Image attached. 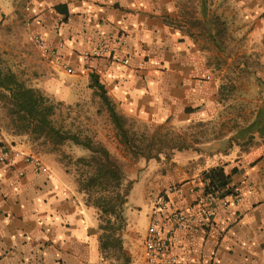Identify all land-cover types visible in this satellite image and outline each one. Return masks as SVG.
<instances>
[{
    "label": "crops",
    "instance_id": "obj_1",
    "mask_svg": "<svg viewBox=\"0 0 264 264\" xmlns=\"http://www.w3.org/2000/svg\"><path fill=\"white\" fill-rule=\"evenodd\" d=\"M222 1L229 5L223 8L225 14L228 7L232 10V15L222 20H234V34L246 36L244 43L235 42L234 49L249 51L251 67L263 69L257 76L251 73L250 86L246 83L236 90L238 96L229 97L220 79L204 81L212 72L210 44L205 47L193 29H185L175 0H0V51L17 52L11 53L9 60L11 72L19 80L31 78L39 84L38 89L68 103H76L87 90L92 91L91 75H96L117 112L126 117L128 129L130 121L176 128L205 124L210 142L200 136L204 131L201 128H191L194 132L187 140L203 139L204 146H220L230 139V106L226 100H249L251 96L259 106L245 110L250 119L234 129L240 139L236 144L244 146L248 129L264 111V87H259V82L264 83V0ZM204 8L207 16L206 5ZM8 30L12 31L10 35ZM36 34L49 47L61 46L63 62L74 74H68L38 50ZM102 42H117L119 55L130 58L131 63L125 66L109 57H86ZM237 65L246 67L243 61ZM217 118L218 128L211 129V122ZM3 133L9 146L36 156L48 166L46 156L36 155L26 138ZM100 140L107 146L106 139ZM191 144L184 142L182 146ZM232 151L228 162L219 166L232 175L231 187L243 201L238 206L218 204L217 215L208 228L191 225L181 234L174 252L182 264H264V137L255 134L248 149ZM196 152L173 151L169 161L178 172L159 183L158 195L181 183L178 178L187 171L191 178L185 180L198 178L201 185L202 173L211 168L193 173V169L181 170L178 166L194 160L191 155ZM200 154L204 157L211 153ZM169 197L176 209H190L197 201L196 195L188 193H172ZM91 207L66 171H39L23 160L13 167L0 165V264H108V254L101 249L100 221L97 224L88 216ZM146 235L142 254L124 250L115 264H124L125 259L131 260L130 264H146Z\"/></svg>",
    "mask_w": 264,
    "mask_h": 264
},
{
    "label": "rangeland",
    "instance_id": "obj_2",
    "mask_svg": "<svg viewBox=\"0 0 264 264\" xmlns=\"http://www.w3.org/2000/svg\"><path fill=\"white\" fill-rule=\"evenodd\" d=\"M175 1L179 8L180 17H182L181 19L185 23V29H193L196 33L197 40L200 42H205V47L207 46L206 43L210 44L208 46V51L210 56V68H212V72L209 75L213 80H216V82H218L220 79V82L225 84L223 86L225 87L224 92L226 94L230 92L229 97L232 94L238 96L239 93H236V90H241L246 83V86H250L251 73L254 76L256 73H258V71L263 70L258 67H251L250 58H252V55L249 51H238L234 49L235 42L244 43L246 36L241 37V35L236 36L234 34V20H227L228 23L224 21L226 23L225 26L227 31L225 36L221 37L219 40V46H222L218 47V45H216L211 40V38L207 37V31L203 29L201 25H198L203 17L210 19L216 16L220 18H224V16H231L232 10H230V7H228L226 14L223 12V8L229 6L228 2H224L222 0H207L205 3L207 8V16H203V0ZM204 30L206 32H204ZM11 32V30H8V35H10ZM223 47L226 48L224 51ZM11 53L12 55H15L17 52L9 51L4 53L0 51V66L4 71H12L10 69L9 60ZM15 57L17 58L18 55L16 54ZM230 59H233L240 64L243 61L246 63V67L244 69H240L235 61L230 63ZM224 67L227 68L225 72ZM62 76L67 79L69 78L67 77L69 75L63 74ZM24 82L29 87L38 89L36 85L39 84L34 83L31 78ZM259 85L258 86L260 88L264 87L263 82H259ZM41 91L54 103L58 104V111L53 118L54 124L58 129H61L65 132H70L72 134H77L82 139L90 138L101 144L103 143L100 139H106L107 146L104 144L103 145L108 149L112 156L122 164L127 173L128 181L134 182L133 188L128 198V203L125 208L127 226L121 235L123 248L130 254H142L143 238L148 232L150 217L155 205V201L162 195L166 194L165 196H167V190L164 193L158 195L159 183L166 178L168 179V177L172 176L174 172V174H177L178 172V170H176L177 166H174L175 164L172 165V163L169 161L172 157L171 155L173 154V151H184L190 149L193 151H198L196 154L193 153L194 155H191L193 156L194 160H190L184 165L178 163V166H182L181 170L193 169V173L194 171L197 173V171L207 167H217L220 165V163H227V160L229 159L228 154L232 150L234 151L238 148L243 152V150L248 149L249 145L239 146L236 144V140H232V138L235 136L234 129L240 127V125H238L239 122H241V125L243 126V122H245L247 119H250L251 115L244 114L245 110L257 108L259 106V103L257 104L255 101H251V96L248 97L249 100L246 98L237 99L233 97L226 100L230 106L228 108L227 114V136L230 137V139L227 142L223 141L224 144H220V146L202 145V143H204L202 141L205 138H207L205 140L206 142L211 141H208L211 138L210 134L207 133V129L209 128H207L205 124L193 126L194 129L199 130L201 128L204 130L200 131V136L204 137L202 141H187L189 138H191L194 132L191 130V126L176 128L171 124H166L159 127H154V125L130 121L131 123L129 124L128 130L130 132V136L133 138V141L138 148L136 151L139 153L137 154L135 151L131 150L121 142L115 126L112 125V121H110L111 119L109 118V113L102 104V101L96 94L95 90H87V92H85L81 99H79L76 103H68L54 96H50V94L43 90ZM259 96H261V94ZM259 101L260 100H258V102ZM1 106L2 103L0 102V129L5 131L8 135L16 137L6 129V125L9 120ZM218 122V118L215 122L212 121L211 129L218 128ZM196 136H198V133H196ZM26 140L36 149V155L40 153L41 155H44L41 157L45 158L46 156V158L49 160L45 162L48 165V171H66L72 176L79 189V179L82 176L88 175V173H90V170L87 167L78 162L80 158L88 156L87 151L71 143H65L59 146H54L52 143H49L47 146H43L41 145L42 141L36 142V144H34L28 141V139ZM184 142H192L190 148L179 149L182 147V143L184 144ZM203 152L211 154L204 157L201 156V158L199 154ZM181 175L182 178H178V181L181 183H176V185L171 186L169 189L189 182L188 179L185 180V178H191L189 171H187V173H181ZM89 210L91 211L88 216L93 218L97 224H99L100 220H98V211L94 207H91ZM109 247L110 249H108L104 254H108L106 255V258H108L109 261L108 264H115L118 261L117 259H120V252L115 246Z\"/></svg>",
    "mask_w": 264,
    "mask_h": 264
},
{
    "label": "trees",
    "instance_id": "obj_3",
    "mask_svg": "<svg viewBox=\"0 0 264 264\" xmlns=\"http://www.w3.org/2000/svg\"><path fill=\"white\" fill-rule=\"evenodd\" d=\"M206 1L202 2L204 6ZM205 12L206 9H202L203 15ZM198 25H201L210 34L211 40L219 47V40L225 36L227 31L226 23L216 16L210 19L203 17ZM90 88L95 90L102 104L107 108L121 142L138 154L139 152L136 151L138 148L127 128L126 117L117 112L115 104L107 97L106 90L99 83L96 75H91ZM0 102L2 103L1 108L9 120L6 129L13 136L25 137L34 144L42 141L41 145L43 146H47L49 143L54 146L71 143L88 152L87 157L78 160L90 170L88 175L79 179V192L84 195L85 203L98 211L100 243L103 253L110 249L109 246H115L120 254H124L121 235L127 226L125 208L134 182L128 181L122 164L103 144L90 138L82 139L77 134L58 129L53 120L58 111V104L40 90L29 87L25 82L19 80L15 73L4 71L1 66ZM248 132L245 145L254 143L255 134L264 137L263 110ZM232 140L240 139L234 136ZM237 145L240 146L239 142ZM188 148L190 146H182L179 149ZM202 178L206 185V194L219 199L228 198L236 191L235 187H231L232 175H228L223 166L203 172ZM130 261L125 259L124 264H130Z\"/></svg>",
    "mask_w": 264,
    "mask_h": 264
},
{
    "label": "built area",
    "instance_id": "obj_4",
    "mask_svg": "<svg viewBox=\"0 0 264 264\" xmlns=\"http://www.w3.org/2000/svg\"><path fill=\"white\" fill-rule=\"evenodd\" d=\"M34 42L38 50L46 57L54 60L68 74H74L72 68L63 62L60 53L61 46L57 48L49 47L40 35H34ZM117 42H102L101 45L87 53L88 58L109 57L113 61L128 66L130 58L119 55ZM212 79L208 75L204 81ZM18 160H23L26 164L37 170L47 172L48 168L41 160L32 155H26L20 150L9 146L5 141L3 131L0 129V165L13 167ZM203 183V184H202ZM198 178L169 189L167 196L162 195L155 201V205L150 217V225L144 241L146 264H182L174 249L181 243V234L191 225L200 228H208L217 215V205L229 207L238 206L242 203L243 197L236 190L233 195L225 199H219L213 195L206 194L205 183ZM177 193L179 196L191 194L197 196L194 207L190 209H176L170 201V195Z\"/></svg>",
    "mask_w": 264,
    "mask_h": 264
}]
</instances>
